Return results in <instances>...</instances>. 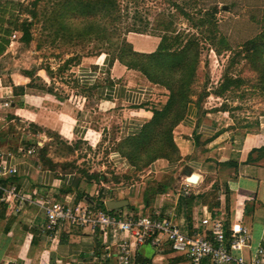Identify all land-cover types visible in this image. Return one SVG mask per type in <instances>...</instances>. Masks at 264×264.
I'll return each instance as SVG.
<instances>
[{"label": "crops", "instance_id": "crops-1", "mask_svg": "<svg viewBox=\"0 0 264 264\" xmlns=\"http://www.w3.org/2000/svg\"><path fill=\"white\" fill-rule=\"evenodd\" d=\"M134 49L141 52L154 50ZM8 52L9 49H5L0 54L2 65L10 60ZM2 65L0 152L6 162L16 168V173L0 178V264H116L113 244L118 235L65 222L49 228L44 211L32 203L38 198L87 204L99 209V202L106 207L108 201L126 200L127 205L110 213L159 214L169 217L183 232L200 231L202 217L210 214L222 220L226 231L236 224L248 228L251 241L250 248L243 250L246 257L258 247L264 248V121L241 130L232 126L226 112L213 113L212 108H206L197 113L196 107H189L173 131L179 160H156L145 174L140 175V182L120 192L104 186L95 191L96 195L92 191L87 193L85 184L75 173L64 172L58 166H43L41 153L34 145L43 146L40 139L45 138V131L49 130L70 141L90 139L91 132L94 137L100 135L91 125L81 126V110L85 108L92 115L89 106L96 99L97 106L104 111L113 109V105L120 107L141 102V88H129L127 83L119 80L130 69L115 61L109 68L112 73L105 76L103 82H97L90 73L95 72L93 66L96 63L83 64L76 76V84L88 91L89 97L84 98L80 107L79 103L74 105L72 97L63 99L35 84L37 80L32 82L35 74L30 68L13 69L3 74ZM98 66L99 69L104 67L100 73L106 72L107 62ZM37 74L47 81L43 74ZM30 82L34 85L29 86ZM18 87H23L22 94ZM71 110L76 111L75 115H69ZM151 115L145 107L131 108L129 115L120 118L118 129L125 135L136 133ZM31 128L37 131H31ZM28 150L32 152L28 154ZM161 166L163 172L173 175L174 169L179 168L178 179L171 177V185L161 184L162 189L158 191L161 197L153 200L147 185ZM190 173L198 176L196 183L188 182ZM11 188L15 189L18 199L9 195ZM20 196L31 202L19 203ZM132 264H183V258L167 247L156 248L145 243L134 250ZM201 264L210 262L204 260Z\"/></svg>", "mask_w": 264, "mask_h": 264}, {"label": "rangeland", "instance_id": "rangeland-1", "mask_svg": "<svg viewBox=\"0 0 264 264\" xmlns=\"http://www.w3.org/2000/svg\"><path fill=\"white\" fill-rule=\"evenodd\" d=\"M61 1L0 0V38L8 41L6 49H9L7 56L10 58L3 65L2 62L0 64L3 74L13 69L30 68L35 74L32 82L37 80L35 84L63 99L72 97L74 105L79 103L81 107L84 98L89 95L88 91L76 84L79 68L95 62V80L103 82V78L112 72L107 64L105 71L108 73H100L104 67L99 69L98 64L104 66L110 55L117 54L112 44L121 38L109 35L111 25L103 14L94 17L75 14L76 7L67 10L74 4L73 0H68L71 5L68 3L65 7L60 5ZM118 3L122 14L118 23L122 28L121 36L127 32L126 28H144L140 33L126 34L134 48L152 50L163 35L169 36V39L179 36L177 42H171L173 46L189 37L198 43L196 71L189 92L191 100H198L199 104L191 103L189 107H196L197 113L206 108H212L213 113L226 112L232 126L241 130L264 121V79L259 78V71L264 69L261 64L263 60L254 66L244 57V51L238 53L239 45L260 31L264 0H118ZM214 7L217 8L214 16L218 23L217 34L227 42L216 45L220 46V54L213 50V44L207 39V26L198 27ZM25 19L32 22V38L27 44L19 41L21 33L10 26L17 20ZM5 28L11 30L9 35L3 34L2 29ZM38 72L46 77V82ZM225 78L232 81L226 89H222ZM119 80L127 83L129 88H141V102L120 107L113 105V109L104 111L97 106L96 99L89 106L93 108H89L92 115L83 108L81 126L87 128L91 125L100 135L94 137V132H91L90 139L76 138L70 141L49 130L45 131L46 137L40 139L43 146L34 145L43 156V166H58L64 172L75 173L85 184L87 193L92 191L96 194L95 191L102 190L104 186H109L113 192H120L140 182V175L149 169V166L143 171L129 168L125 158L117 152L120 141L127 136L118 129L120 118L129 115L131 108L138 109L143 104L147 109L162 105L168 93L162 86L150 83L137 70L124 72ZM75 113V110H71L69 115ZM31 131L37 130L31 128ZM172 135L174 140V133ZM163 168L159 167L156 175L152 174V180L147 185L151 188L149 194L153 200L161 197L158 193L162 189L161 184L171 185V177L178 179L179 168L174 169V175L163 172Z\"/></svg>", "mask_w": 264, "mask_h": 264}, {"label": "trees", "instance_id": "trees-1", "mask_svg": "<svg viewBox=\"0 0 264 264\" xmlns=\"http://www.w3.org/2000/svg\"><path fill=\"white\" fill-rule=\"evenodd\" d=\"M74 4L67 10L75 9L80 15L94 17L103 14L107 23L111 25L109 35L121 38L120 41L113 43L112 47L117 49L115 56L110 55L108 60L109 68L115 61L124 65L127 69L137 70L153 85L162 86L167 91V98L160 106H153L149 110L151 118L144 122L136 133L128 134L120 141L117 152L125 158L129 168L135 171H143L159 159L174 162L180 159L179 149L173 140V130L183 120L188 112L191 103L198 106L199 102H193L190 98L189 85L196 71V59L198 43L192 37L173 46L171 42H177L179 36H160L156 48L150 52H141L133 48L132 44L125 37L128 32L140 33L144 28H126L127 32L121 36V29L118 26L122 18L121 8L118 0H73ZM68 0H62L60 5L65 7ZM35 4V3H33ZM70 4V3H69ZM71 5V4H70ZM217 8L214 7L206 20H202L198 27L207 26L208 41L213 44L214 51L220 54L221 44H226V40L218 36V23L215 19ZM52 12V11H51ZM34 14V13H33ZM32 14V15H33ZM13 29L21 33L19 41L29 43L31 41L32 22L17 20L10 25ZM4 35H9V28L2 29ZM110 41V36L108 37ZM8 44L7 40L0 38V54L3 53ZM244 51L247 59L253 65L261 62L264 66V18L261 21L260 31L253 37L245 40L238 47V53ZM70 61V60H69ZM108 73V71H106ZM27 73H30L27 71ZM259 78L264 79V69L259 71ZM232 80L225 78L222 89H226ZM32 83V82H30ZM29 83V86L31 84ZM20 94L24 92L23 87H18ZM16 92V89H13ZM144 105V104H143ZM138 106L144 108V106ZM41 156V154H40ZM43 159V156H41ZM80 197V196H79ZM81 198V197H80ZM100 209L106 210L102 202L98 203ZM111 212V210H106Z\"/></svg>", "mask_w": 264, "mask_h": 264}, {"label": "built area", "instance_id": "built-area-1", "mask_svg": "<svg viewBox=\"0 0 264 264\" xmlns=\"http://www.w3.org/2000/svg\"><path fill=\"white\" fill-rule=\"evenodd\" d=\"M13 37L16 35L13 34ZM90 73L94 79L95 72ZM31 152L27 151L28 154ZM15 173L16 168L9 165L0 152V178ZM8 193L18 199L14 188L9 189ZM26 201L31 202L25 197H19V203ZM32 203L44 211L49 228L58 222H65L72 226L99 230L103 234L114 232L119 236L113 244L116 248V264H132L134 250L145 243L156 248L167 247L183 258V264H201L204 260L210 264H264L262 247H258L249 257L243 254L245 248H250L251 234L248 228L236 224L226 231L222 220L210 214L202 217L200 231L183 232L169 217L159 214L115 215L87 204L45 198L35 199ZM107 256L111 254L107 252Z\"/></svg>", "mask_w": 264, "mask_h": 264}, {"label": "water", "instance_id": "water-1", "mask_svg": "<svg viewBox=\"0 0 264 264\" xmlns=\"http://www.w3.org/2000/svg\"><path fill=\"white\" fill-rule=\"evenodd\" d=\"M187 180H188V182L196 183L198 180V176L193 174V173H190V174H188ZM127 203L128 202L126 200H116V201L111 200V201L106 202V207L109 210H116L118 208H121V207L127 205Z\"/></svg>", "mask_w": 264, "mask_h": 264}]
</instances>
